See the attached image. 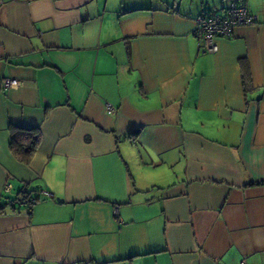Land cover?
I'll return each instance as SVG.
<instances>
[{
	"label": "crops",
	"instance_id": "1",
	"mask_svg": "<svg viewBox=\"0 0 264 264\" xmlns=\"http://www.w3.org/2000/svg\"><path fill=\"white\" fill-rule=\"evenodd\" d=\"M229 1L2 0L0 264H264V0L192 33Z\"/></svg>",
	"mask_w": 264,
	"mask_h": 264
},
{
	"label": "built area",
	"instance_id": "2",
	"mask_svg": "<svg viewBox=\"0 0 264 264\" xmlns=\"http://www.w3.org/2000/svg\"><path fill=\"white\" fill-rule=\"evenodd\" d=\"M2 0H0V5ZM256 23V17L250 13L245 6L239 0H230L226 6H224L219 13L209 12L199 15L194 22L192 33L197 41V47L201 53H215L219 50V40L222 37L228 36L235 26L246 25ZM16 82L11 79H4L3 86L11 87ZM106 110L108 113L114 111V107L107 103ZM11 187L10 183H6V188ZM47 196H52L49 193H45ZM19 203H33L34 198L28 200L24 195H19L16 199ZM239 264H246L245 261H241Z\"/></svg>",
	"mask_w": 264,
	"mask_h": 264
},
{
	"label": "trees",
	"instance_id": "3",
	"mask_svg": "<svg viewBox=\"0 0 264 264\" xmlns=\"http://www.w3.org/2000/svg\"><path fill=\"white\" fill-rule=\"evenodd\" d=\"M7 130L9 133V150L18 161L28 164L41 140L39 127H24L10 123L7 126ZM257 183L260 184L264 182ZM24 193L27 192L24 191ZM24 197H26V195H24ZM33 203H30V205Z\"/></svg>",
	"mask_w": 264,
	"mask_h": 264
},
{
	"label": "rangeland",
	"instance_id": "4",
	"mask_svg": "<svg viewBox=\"0 0 264 264\" xmlns=\"http://www.w3.org/2000/svg\"><path fill=\"white\" fill-rule=\"evenodd\" d=\"M30 193L32 194L31 196L28 193H21V194L22 195H26V197L28 198V200L31 199V198H34L35 201H34V204L33 205H35V204L39 203L41 200H43V197L41 195H38L36 192H30ZM14 202L17 203V201H15V200H14ZM27 204L30 205V203H27Z\"/></svg>",
	"mask_w": 264,
	"mask_h": 264
}]
</instances>
